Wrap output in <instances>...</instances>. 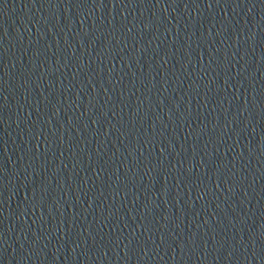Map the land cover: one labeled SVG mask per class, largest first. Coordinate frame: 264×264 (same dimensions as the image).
Wrapping results in <instances>:
<instances>
[{"label":"water","instance_id":"water-1","mask_svg":"<svg viewBox=\"0 0 264 264\" xmlns=\"http://www.w3.org/2000/svg\"><path fill=\"white\" fill-rule=\"evenodd\" d=\"M0 264H264V0H0Z\"/></svg>","mask_w":264,"mask_h":264}]
</instances>
